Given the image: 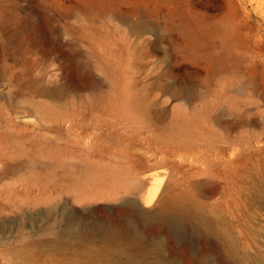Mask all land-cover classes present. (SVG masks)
Instances as JSON below:
<instances>
[{
    "label": "rangeland",
    "instance_id": "obj_1",
    "mask_svg": "<svg viewBox=\"0 0 264 264\" xmlns=\"http://www.w3.org/2000/svg\"><path fill=\"white\" fill-rule=\"evenodd\" d=\"M263 2L0 0V264H264Z\"/></svg>",
    "mask_w": 264,
    "mask_h": 264
},
{
    "label": "bare ground",
    "instance_id": "obj_2",
    "mask_svg": "<svg viewBox=\"0 0 264 264\" xmlns=\"http://www.w3.org/2000/svg\"><path fill=\"white\" fill-rule=\"evenodd\" d=\"M261 2H263V0H261ZM261 9H262V11L264 10V2H263V5H262ZM92 231L94 233H98V234H107V233L114 232L113 229H110V228L103 229L102 227L100 228L99 225H93Z\"/></svg>",
    "mask_w": 264,
    "mask_h": 264
}]
</instances>
